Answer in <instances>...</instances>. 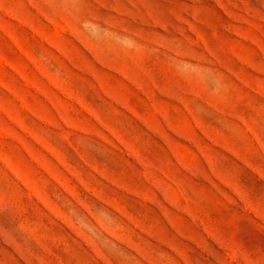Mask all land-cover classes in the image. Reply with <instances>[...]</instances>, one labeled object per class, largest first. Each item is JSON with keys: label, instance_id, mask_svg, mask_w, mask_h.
<instances>
[{"label": "rangeland", "instance_id": "rangeland-1", "mask_svg": "<svg viewBox=\"0 0 264 264\" xmlns=\"http://www.w3.org/2000/svg\"><path fill=\"white\" fill-rule=\"evenodd\" d=\"M0 264H264V0H0Z\"/></svg>", "mask_w": 264, "mask_h": 264}]
</instances>
